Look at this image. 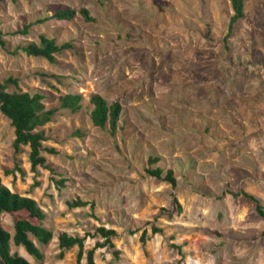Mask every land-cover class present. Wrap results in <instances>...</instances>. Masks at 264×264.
I'll use <instances>...</instances> for the list:
<instances>
[{
	"label": "rangeland",
	"instance_id": "1",
	"mask_svg": "<svg viewBox=\"0 0 264 264\" xmlns=\"http://www.w3.org/2000/svg\"><path fill=\"white\" fill-rule=\"evenodd\" d=\"M67 7L87 8L95 21L77 14L37 23ZM232 14L230 0L0 1L9 50L0 48V80L17 78L21 91L44 94L46 109L58 108L61 95L84 96L80 111L59 109L42 127L44 146L58 152H42L53 171L31 169L29 146L15 150L14 128L0 112L2 182L34 198L53 232L46 245L31 236L42 260L13 242L12 253L31 264H77V246L59 255L66 232L85 238L87 264L105 227L116 231L114 247L97 248L95 264H264V222L252 200L232 195L245 191L264 204V0H246L227 48ZM26 25L29 33H19ZM40 34L74 48L55 64L10 53ZM223 68L218 84L203 81ZM92 94L122 104L115 134L93 125ZM235 98L253 116L236 111ZM149 157L160 159L152 168L174 171L175 189L146 172ZM0 218L13 235L11 217Z\"/></svg>",
	"mask_w": 264,
	"mask_h": 264
},
{
	"label": "trees",
	"instance_id": "2",
	"mask_svg": "<svg viewBox=\"0 0 264 264\" xmlns=\"http://www.w3.org/2000/svg\"><path fill=\"white\" fill-rule=\"evenodd\" d=\"M3 1V0H0ZM16 3L19 0H11ZM233 14L230 16L228 21V33L224 38V43L227 44L229 35L233 31L235 25L246 16V0H230ZM80 14L86 22H94L95 18L91 15L87 8H63L55 11L51 16L44 20H38L37 23H43L50 19L58 21L72 20ZM30 25H26L24 30L19 32L22 34H28ZM0 48L8 50V42L5 39L4 33L0 30ZM74 45L70 42L58 43L55 37H50L45 34L38 36V41H31L25 45H19L10 52L12 54H18L23 52L28 56L42 57L50 63H57L56 54L61 53L64 50L73 49ZM213 72L217 75L216 80H207L203 77V81L207 84H218L219 77L223 70ZM252 71V70H251ZM250 71V72H251ZM246 79L252 78L253 73L245 72ZM207 77V76H206ZM250 77V78H249ZM261 80V77H258ZM249 81V80H248ZM233 90V89H232ZM211 89L206 90V96L210 97ZM233 92V91H232ZM234 93V92H233ZM238 92L234 94L237 95ZM228 96L232 94H227ZM46 98L44 94L24 92L19 89L18 79L9 77L4 80H0V112L8 118L11 126L14 128L15 138L13 141V147L16 151H19L22 146H29L31 169L36 171L38 166L51 169L47 164V159L42 155L43 151L50 154L58 153L54 148H46L44 142L47 140L45 131L42 129L43 126L50 123L58 110H69L73 113L80 111L83 107L84 96L80 93H67L59 96V107L46 109L43 100ZM226 98L224 95L222 98ZM216 99V95H215ZM238 104L235 105L236 111L248 109V105L245 99L235 98ZM89 105L91 106L90 118L93 125L100 129H108L111 134H115L119 129V124L123 116V106L118 101L109 102L101 94H92L89 97ZM250 112V111H249ZM253 116V112H250ZM160 161L158 157H149V166L146 168V172L151 176L167 181L171 184L172 188L177 187V179L172 169L167 170L164 173L160 167L152 168V165L157 164ZM234 197L240 195L252 200L255 204L256 213L262 218L264 222V204L261 200L245 191L240 194L232 193ZM174 203L178 207V211H182V207L175 195H173ZM85 202L76 203V205H85ZM6 213L11 217L13 222L14 233L13 235L7 231L0 218V264H31L26 258L19 255L18 253H12L11 243L15 246H22L26 252L33 256L36 260H42L44 254L41 252L36 243L31 239V236L36 238L40 243L46 245L53 238V232L45 225L47 218L46 212L39 205V203L32 197L23 196L19 193L13 192L10 188L3 184L0 177V215ZM160 232L158 228H153V233ZM97 233L105 239L103 243H96L95 247L89 250L86 254L87 264H95L94 254L95 250L100 247H114L112 238L115 237L116 231L113 229H107L105 227L97 228ZM264 236V230L262 232ZM142 243L145 244L146 232L141 237ZM84 242L85 238L80 236H71L66 232L59 235V246H60V257L64 256L65 250L78 247L76 263L80 264L84 256Z\"/></svg>",
	"mask_w": 264,
	"mask_h": 264
}]
</instances>
